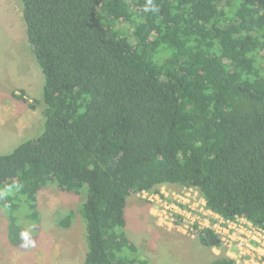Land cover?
I'll return each mask as SVG.
<instances>
[{"label":"trees","instance_id":"obj_1","mask_svg":"<svg viewBox=\"0 0 264 264\" xmlns=\"http://www.w3.org/2000/svg\"><path fill=\"white\" fill-rule=\"evenodd\" d=\"M21 7L45 108L42 133L0 154L12 247L27 244L25 222L38 225L48 187L83 197L84 264H149L125 235L126 202L165 185L197 190L215 215L264 229V0ZM23 96L12 98L29 103ZM197 238L220 246L209 229Z\"/></svg>","mask_w":264,"mask_h":264},{"label":"rangeland","instance_id":"obj_2","mask_svg":"<svg viewBox=\"0 0 264 264\" xmlns=\"http://www.w3.org/2000/svg\"><path fill=\"white\" fill-rule=\"evenodd\" d=\"M21 9V0H0V25L3 26H0V103L10 100L8 106L0 109L5 115L8 110L9 115L16 118L29 117L31 130L26 133L24 141L35 139L42 133L45 105L42 101L43 75L24 35ZM12 93L17 96L23 93V98L36 109H31L29 103L12 99ZM34 100L38 102L33 103ZM21 138L12 137L5 147L0 144L3 147L0 154L12 151ZM158 192L157 196L153 193V196L131 195L125 208V235L149 264H210L220 257L233 259L237 264H254L249 258H242L244 255L235 243L232 247L220 244L217 248H205L198 241L197 233L185 229L193 221L203 228L211 226L213 220L207 217L203 198L197 190L165 185ZM164 197L169 203L174 198L179 200L180 212L189 218H176L174 223L166 219L169 215L163 214L160 207ZM82 201V195L66 194L56 187L42 190L38 194L39 223L33 226L25 222L29 234L27 244L21 248L9 244L8 221L0 207V264H84L87 251L85 225L77 214ZM70 212L74 214L70 226L59 228L57 222ZM244 231L235 232L232 239L241 237Z\"/></svg>","mask_w":264,"mask_h":264},{"label":"built area","instance_id":"obj_3","mask_svg":"<svg viewBox=\"0 0 264 264\" xmlns=\"http://www.w3.org/2000/svg\"><path fill=\"white\" fill-rule=\"evenodd\" d=\"M152 193L153 192H143V194H151V196H153V194H156ZM157 195L158 194H156V196ZM160 205L163 214L165 213L169 215L166 216V219H169L171 223H174V221H176V218L180 220L185 217L189 218V216L180 212V201L176 198L173 199L172 203H169L168 198L164 197L163 203H161ZM204 209L208 213L207 217L213 219L211 221V226L201 228L195 221H193L185 226L186 230L191 233H197L199 230L209 229L219 237L220 244H222L223 246L226 247L227 245H229L230 247H232L235 243L239 252L244 255L242 256V258H249V261L254 264H264V229L254 227L244 218L236 217L234 220H225L207 210L205 208V202ZM242 229L245 230L243 232V235L237 239H232V235L235 232L242 231ZM186 233L188 232L186 231ZM254 246H256V248Z\"/></svg>","mask_w":264,"mask_h":264},{"label":"crops","instance_id":"obj_4","mask_svg":"<svg viewBox=\"0 0 264 264\" xmlns=\"http://www.w3.org/2000/svg\"><path fill=\"white\" fill-rule=\"evenodd\" d=\"M0 26L3 28L2 25H0ZM7 29H5V30H7ZM7 33L10 34V32H8V30H7ZM13 94H15V93H12L11 96ZM12 99H14V98H12ZM9 101L10 100H6L5 102L0 103V107H3L6 104H7L6 106H8ZM6 112L8 113L7 115L4 114L3 109H0V144H4L3 147H5L6 144H8L11 140H13L12 137H16V139H17V138L22 136V138L18 139V141L23 140L24 137L26 136V133L31 130V128H30L31 126L28 125L30 123L29 117L26 118V115H24L22 118H19V117L16 118L14 116L9 115L8 110H6ZM3 147L0 146V148H2V149H3ZM2 149H0V150H2Z\"/></svg>","mask_w":264,"mask_h":264}]
</instances>
